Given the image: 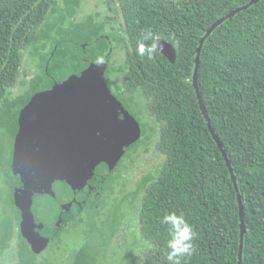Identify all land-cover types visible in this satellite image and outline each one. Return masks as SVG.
Segmentation results:
<instances>
[{
  "label": "trees",
  "instance_id": "16d2710c",
  "mask_svg": "<svg viewBox=\"0 0 264 264\" xmlns=\"http://www.w3.org/2000/svg\"><path fill=\"white\" fill-rule=\"evenodd\" d=\"M82 1L0 0V111L6 108L8 113L13 112L4 136L0 127L3 159L5 137H13L9 166L2 173L0 186V196L5 202L9 199L0 216L2 247L11 244L15 225L21 219L14 206L11 172L20 114L37 95L53 87L67 93L71 107L75 106L82 91L69 77L86 66L82 48L93 51L100 46L96 40L100 30H94L92 17L76 18ZM135 2L139 5L138 0ZM250 2L181 0L174 5L169 2L165 11L159 5L148 7V11H133L130 74L137 72L134 86L158 96L151 112L161 121L158 145L165 161L156 175L147 173L137 182V189L123 198L120 184L129 178L123 171L117 175L118 167L104 187L101 207L75 216L68 228L76 232L73 244H59L60 238H53L45 248L48 253L55 247L70 246L72 254L67 260L63 258L65 263L101 264L105 253L97 252L98 249L113 243L118 246L114 242L117 236L131 227L133 244L127 238V243L118 247L129 252L133 246V264H168V234L160 220L165 214L176 212L184 214L197 234L195 252L182 258L181 264H239V193L246 228L242 264H264V0L220 23L204 41L200 54L203 103L230 162L238 191L209 132L192 85L200 40L217 21ZM149 30L170 42L176 52L175 63L158 49L151 59L137 54V42ZM85 36L96 40L94 45L84 43ZM28 56L35 59L37 74L22 82L24 90L20 94L10 97ZM0 166L4 167L3 162ZM109 199H113L115 207L102 218ZM127 207L131 210L125 216ZM17 240L21 264L54 263L51 256H43L38 262L27 240L21 234Z\"/></svg>",
  "mask_w": 264,
  "mask_h": 264
},
{
  "label": "water",
  "instance_id": "95a60500",
  "mask_svg": "<svg viewBox=\"0 0 264 264\" xmlns=\"http://www.w3.org/2000/svg\"><path fill=\"white\" fill-rule=\"evenodd\" d=\"M258 1L251 0L249 4L232 11L209 29L196 50L192 78L206 125L225 158L237 191L233 170L211 125L200 92V54L204 41L220 23ZM157 45L159 52L171 63H175L176 52L173 46L163 40H159ZM86 77L85 70L70 76L69 80L84 89L87 84ZM65 95L63 91L53 90L37 95L20 114L19 131L14 142L11 166L14 199L22 212V235L34 253L45 250L54 238V230H63L65 221L61 225L57 224L56 216L65 212L69 219L72 206L79 208L83 203L90 211L101 206L104 183L113 174L125 149L141 135L137 121L130 119L131 121L126 122L128 117L125 113V122H118L115 113L121 112L119 103L117 100H110L105 91L101 97L81 95L77 106L68 110L62 108L67 104L62 102ZM65 100L69 101L70 96H66ZM121 131H124V136L119 134ZM115 141L116 147L107 152ZM238 203L241 219L239 264H242L246 228L244 206L239 193Z\"/></svg>",
  "mask_w": 264,
  "mask_h": 264
},
{
  "label": "flooded vegetation",
  "instance_id": "af4514ba",
  "mask_svg": "<svg viewBox=\"0 0 264 264\" xmlns=\"http://www.w3.org/2000/svg\"><path fill=\"white\" fill-rule=\"evenodd\" d=\"M91 1H92V5L90 10L86 11L84 14L78 15V17L76 18L82 19L89 16L92 17L93 19L92 24L95 27L94 30L95 29L100 30L99 31L100 33L96 37L97 42L98 40L100 41V46L96 47L95 50L93 51H91V48L89 50L85 46L82 48L83 51L82 59L86 63L85 64L86 66L82 68V70L74 74L77 75L86 70L87 84L85 85L84 89H81V86L79 87V89L82 91V95L99 96V97H101V95L105 91L107 97H109L110 100L112 99L117 100V102L119 103V108L121 112L115 113L116 119L119 120L118 122L120 121L125 122L124 114H123L125 113L128 117V120L126 122L131 121L130 119L132 120L135 119L141 130L140 138L134 144H131L125 149L123 156L118 161L113 174L110 176L112 177L115 174L117 168L121 167L124 164V162H125L124 169L128 168L129 164L133 161V158L135 159L137 156L141 154V152H149L152 146H154L158 155L162 154L159 150V145H158L162 132L161 121L158 120L157 117L151 112L158 100V96L156 95V93L146 94V92L143 89L134 86V82L135 85L137 83L136 80L137 72L134 71L133 74H130L131 68L129 63L132 60L130 59L129 54L132 52V48H133V11L135 9H136L135 11L137 10L148 11L149 10L148 7H155L158 5L163 11H165L167 4L169 2L172 5H174L180 3L181 0H138L139 5H137L135 0H91ZM133 3L135 4V6H133ZM182 7L183 6H179L178 9L180 10L182 9ZM85 37L87 38L84 39V43H86L87 45L90 44L94 45V42L96 40L93 41L90 40L91 38H89L88 36ZM159 40H163V39L159 38ZM165 42L170 44V42L168 41ZM157 49H158V45H157ZM132 53H131V57L133 58ZM98 58H102L103 60L102 64L97 63ZM113 59L115 60V67L114 69H111V71L114 72L115 74L113 77V85L111 86L109 84L110 82L107 79H105V74L109 70L111 63L113 62ZM74 74L72 75L75 76ZM103 80L105 81V84H103ZM48 90H53L54 92H58V90L54 89V87ZM66 96L67 93L64 97H62L64 99L62 102L67 103L65 107L62 108L68 110L71 107L70 104L71 102H69L70 100L69 101L65 100ZM104 98L105 96L103 95L102 100H104ZM137 143L139 144L135 147ZM133 147H135L134 154H133ZM109 178L107 179V181L109 180ZM107 181L104 183L103 186L101 204L103 200L104 187ZM13 201H14V206L20 212V218H21L20 224L18 226L15 225V229H14L15 235L13 234V236L11 237V244H9L8 247L0 246V264H5L4 261L6 260L9 261V264H21L20 255L18 254L19 246L17 239L19 234L22 235V230H21L22 212L15 204L14 188H13ZM86 207L87 205L85 203H83L79 208H74L72 206L71 215L69 219H67L68 216L64 214L65 212L60 216H56L55 222L61 225L63 224L62 222L65 221V226L63 230L60 229L54 230L53 233L54 238L55 239L61 238V236L68 230V228H70L72 223L75 222V216H77L78 218L82 213L88 210ZM46 217L47 216H45V218ZM127 233H128L127 237L130 238L133 244L134 237H133V230L131 227L130 230H127ZM124 234H126V232ZM119 236L120 234L117 237ZM117 240L118 239H116L115 241ZM49 246L50 244L47 247ZM30 248L32 250L31 245ZM118 248L120 247L114 245L113 243L109 247L98 249L97 252H100L101 254L105 253V255L102 256V258L101 256L99 257V259L101 258L103 260L101 264H112L111 261L113 260V258L121 256V253L126 254V260L118 264H133V261H131V259H133V246L128 248L129 252L126 251L123 252L124 251L123 249L119 250ZM59 249L63 250L64 247H56L55 250L61 252V250L59 251ZM46 252L47 249L42 250L39 253H34L38 262L41 261V258L45 256ZM62 264H74V262L62 263Z\"/></svg>",
  "mask_w": 264,
  "mask_h": 264
},
{
  "label": "rangeland",
  "instance_id": "374dc122",
  "mask_svg": "<svg viewBox=\"0 0 264 264\" xmlns=\"http://www.w3.org/2000/svg\"><path fill=\"white\" fill-rule=\"evenodd\" d=\"M92 5V1L91 0H83L82 1V5L80 7V9L78 10L77 13L79 14H84L86 11H89ZM26 60V57H25ZM36 62L35 59L32 57V59L28 56L27 61H23V67H22V74L20 77L19 82L17 83V85L10 91L9 96L10 97H15L18 94H20L23 90H24V86L22 85V82L26 81L27 79H29L31 76H34L35 74H37L36 71ZM115 67V60L113 59V62L111 63V66L109 68V70L106 72L105 74V79H107L109 82V84L112 86L113 85V77H114V72L111 71V69H114ZM108 68V67H107ZM106 68V69H107ZM34 73V74H33ZM68 76V75H67ZM103 84H105V81L103 80ZM3 111V112H2ZM0 123L2 124L1 127V135L4 136L3 132L6 133L7 128L10 126V119H13V112L11 111L10 113L7 112V109L4 108L3 110L0 111ZM4 115V118H2V115ZM8 135V134H7ZM15 138L14 137V142H15ZM156 141V140H155ZM5 152H4V159L1 156L0 157V162H3L4 167L2 168V166H0V186L3 184V178H2V173H4L9 166L8 160L10 162V150L12 148V143H13V137L11 135H8L7 137H5ZM134 144V143H133ZM139 143H137L135 145V147L138 145ZM14 147V146H13ZM135 147H133V153H134V149ZM138 149V148H137ZM139 152V151H138ZM165 161V157L162 155H158L156 149L154 148V146H152L149 150V152H141V154L139 156H137L135 159L133 158V161L129 164L128 169L125 171L124 169V164L117 170V175H119L122 171L127 178V180H122L121 184H120V190L121 193H119L121 195V198H123L124 194H130V191L134 192L137 189V182L141 180L142 177H144L145 175H147V173H153L156 175V173L158 172V169L161 168L163 162ZM119 190V191H120ZM114 194V192H112ZM141 196V194H140ZM9 199L7 198V201ZM6 201V202H7ZM3 198L0 196V216L2 215L1 213L6 211L5 208V203H6ZM113 203V199H109V204L108 207L104 210H102V214L101 217L102 218H106L109 213L111 211H113L115 205L112 204ZM138 204V202L135 203L134 206H136ZM8 209V208H7ZM130 208L127 207L124 209L123 214L125 216L129 215L130 212ZM8 211L11 213L13 211V207L10 206ZM104 211V212H103ZM130 220V219H129ZM130 230V227H129ZM76 232L72 229H69L68 232L64 233L61 238L59 239V244H65V245H70L73 244V242L76 240ZM128 233L126 234H121V236H119L118 240L115 241L116 244H118V246H124L127 241L126 239ZM63 247V246H62ZM56 247L52 248L51 253L46 252L45 257L51 256L54 264H62L65 263L66 261H63V258H65V260H67L68 256L72 254V248L69 247H64L63 251L64 255H60L58 253H56ZM120 250V248H118ZM54 252L56 254H54ZM139 259L141 260V263H144L142 261V259L139 257ZM126 260V254L121 253V256L119 257H114L113 260L111 261L112 264H118V263H122ZM5 264H9V261L6 260L4 261Z\"/></svg>",
  "mask_w": 264,
  "mask_h": 264
},
{
  "label": "clouds",
  "instance_id": "9594fccd",
  "mask_svg": "<svg viewBox=\"0 0 264 264\" xmlns=\"http://www.w3.org/2000/svg\"><path fill=\"white\" fill-rule=\"evenodd\" d=\"M159 37L150 30L138 40L136 51L141 57L148 56L152 58L157 49ZM151 41V43H148ZM98 64H102V58H98ZM162 225L166 226L168 239L166 241V259L168 264H181L182 258L191 256L195 252L194 240L196 232L192 225L185 218L183 213H167L160 220Z\"/></svg>",
  "mask_w": 264,
  "mask_h": 264
},
{
  "label": "bare ground",
  "instance_id": "6f19581e",
  "mask_svg": "<svg viewBox=\"0 0 264 264\" xmlns=\"http://www.w3.org/2000/svg\"><path fill=\"white\" fill-rule=\"evenodd\" d=\"M123 132H124V131H121L119 134H120L121 136H124V135H123ZM115 145H117V142H116V141H115V142H112V144H111V146H110L111 148L109 147L108 150H107V152H109L111 149H114V148L116 147Z\"/></svg>",
  "mask_w": 264,
  "mask_h": 264
}]
</instances>
